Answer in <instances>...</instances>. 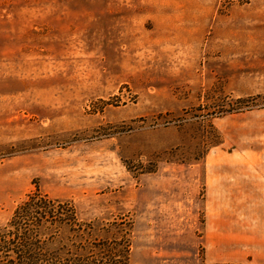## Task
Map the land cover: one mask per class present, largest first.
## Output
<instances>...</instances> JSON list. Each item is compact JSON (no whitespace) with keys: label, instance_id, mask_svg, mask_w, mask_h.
I'll return each instance as SVG.
<instances>
[{"label":"rangeland","instance_id":"1","mask_svg":"<svg viewBox=\"0 0 264 264\" xmlns=\"http://www.w3.org/2000/svg\"><path fill=\"white\" fill-rule=\"evenodd\" d=\"M7 1L0 225L43 194L129 264H264V0Z\"/></svg>","mask_w":264,"mask_h":264},{"label":"trees","instance_id":"2","mask_svg":"<svg viewBox=\"0 0 264 264\" xmlns=\"http://www.w3.org/2000/svg\"><path fill=\"white\" fill-rule=\"evenodd\" d=\"M95 232L93 222H80L71 202L33 193L0 225V264H129L124 235L100 238Z\"/></svg>","mask_w":264,"mask_h":264}]
</instances>
